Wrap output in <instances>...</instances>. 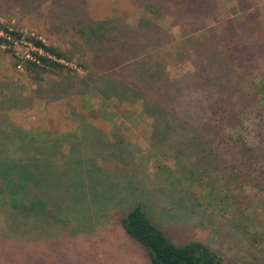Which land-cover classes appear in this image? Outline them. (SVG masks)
<instances>
[{"label": "rangeland", "instance_id": "rangeland-1", "mask_svg": "<svg viewBox=\"0 0 264 264\" xmlns=\"http://www.w3.org/2000/svg\"><path fill=\"white\" fill-rule=\"evenodd\" d=\"M133 2L0 0V27L40 37L43 44L62 54L64 64L61 71L34 77L25 64L20 69L15 67L17 61L9 49L0 48V130L8 126L46 130L50 134L45 140L66 135L59 139L58 150L66 154L70 144L81 145L82 155L105 156V163L98 162V167L107 169L93 174L80 172L78 176L86 186L77 190L74 187L83 182L64 171L67 157L53 163L65 173L54 181L47 174L50 188L45 181L41 182L43 188L31 183L33 196L41 193L44 197L40 205L34 203L41 209L33 207L27 217L29 222L15 224V234L4 233L0 226V264H151L143 247L119 225V218L136 201L142 202L145 217L174 243L190 239L201 242L218 253L222 264H264V179L260 186H252L251 180L237 178L236 173L230 176L232 168L226 160L213 159L215 168L210 170L203 161L196 163L197 152L187 149V154L177 156L175 149L186 145L176 142L178 137L172 133L165 137L166 141H157L161 136L160 127L155 122L152 131V119L139 113L137 103L125 105L123 102L120 106L117 104L115 112L109 108L105 113H92L101 101L117 102L116 94L105 95L101 88L122 75L113 71L112 75L105 76L103 70L105 65L128 54L123 52L119 39L124 34L119 30L136 27L139 16L147 17L160 32L167 33L162 37L160 32L150 31L148 41L152 44L156 40L164 47L160 50L165 53L168 78L180 80L192 69L188 62L174 59L177 49L170 45V38L178 40L181 33L172 28L166 12L157 11L166 0H139L138 6ZM235 2L221 0L222 6L212 11L213 17H203V26L218 27L223 8L225 15L240 22L243 16ZM251 2L263 6L264 14V0ZM189 16L185 13L180 22L186 24ZM107 17H115L117 25L97 40L96 49L95 43L80 32V22ZM192 34L200 35L201 31ZM134 35L132 38L138 44L148 36L146 32L142 34L144 37L139 33ZM135 48L133 45V51ZM182 48L179 45V51ZM127 78L131 79V75ZM61 83L65 88L68 84L71 87L65 93L60 92L59 99H52ZM78 89L84 91L83 100L76 95ZM69 110L86 117L95 127L74 126L80 119L69 115ZM6 141V151L12 152L14 138ZM174 160H184L186 170L192 164L198 165L196 173L202 170L201 175L195 174L196 180H185L180 163L176 162V166ZM77 192H81V198ZM207 198L210 202L205 206ZM11 215L6 211L1 216L7 222Z\"/></svg>", "mask_w": 264, "mask_h": 264}, {"label": "trees", "instance_id": "trees-1", "mask_svg": "<svg viewBox=\"0 0 264 264\" xmlns=\"http://www.w3.org/2000/svg\"><path fill=\"white\" fill-rule=\"evenodd\" d=\"M132 1L130 0V4ZM138 1L134 0L133 5H141ZM235 1L243 19L240 22L235 21L224 14L223 8L218 18L219 26L216 28L203 26V17H213L212 11L222 6L221 0H166L161 6L157 3L160 8L157 11L166 12L171 18L172 28L175 27L181 33L178 40L173 41V38H170V45H175L177 49L175 61L188 62L192 67L180 80L168 78L164 63L166 57H163L165 53L160 50L164 47L156 40L149 44L150 31L160 30L149 22L147 17L139 16L136 27H120L122 30H119V33L122 32L124 37L119 40L124 48L123 52L128 54L115 63L112 61L103 66V74L112 75L113 71H117L122 76L114 80V83L109 81L106 87L101 88L105 95L116 94L117 102L107 101L105 104L101 101L92 113H105L109 108L115 112L117 104L120 106L123 102L125 105L137 103L139 113L152 119V131L155 122L160 127L161 136L157 141H166L165 137L172 133L178 137L175 138L176 142L186 145L184 150L175 149L177 156L187 154V149L197 152L196 163L203 161L210 166V170L215 168L212 165L213 159L221 158L232 168L230 176L236 173L237 178L251 180L252 186H260L261 180L264 179V75L261 76L264 74L263 6L256 5L252 0ZM185 13L191 17L186 24L180 22V19L184 20ZM115 21V17L96 21L84 19L80 22L79 30L81 29L80 32L92 44L95 43L97 49V40L102 38L109 28L113 29L114 25H117ZM196 31H201V34H192ZM144 32L148 34L147 37L142 35ZM138 33L146 39L145 42L138 44L132 38ZM160 34L162 37L167 35L166 32ZM34 43L55 59L63 60L62 54L54 47L39 40ZM133 45L136 47L134 51ZM179 45L183 47L181 51ZM93 50L90 52L93 53ZM23 64L34 77L40 73L58 72L64 68V64L44 56H39V63L25 61ZM129 75L131 79L127 78ZM68 86L71 87V84ZM68 86L65 88L61 83L52 99H59L60 92L65 93L69 89ZM82 93V89L76 91V95L83 100ZM75 112L69 110V115L80 119L78 123L74 122V126L95 127L86 117ZM109 121L111 124L110 118ZM49 134L46 130L29 131L19 126H8L7 129L0 130V226L8 235L15 234V224L18 222H29L27 217L32 208L44 200L41 193L33 196L30 191L31 183L41 188L42 181L46 184L48 182L47 174L51 175L50 181H54L68 171L73 177L82 180L78 176L82 171L93 174L95 171L107 170L105 166L98 167V162L105 163V156L92 158L91 154L82 155L84 150L80 148L81 145L73 144H70L64 154L58 150V142L66 135L48 137L45 140ZM11 138H14V149L8 152L5 147L6 140ZM86 148L93 150L87 146ZM50 153H54L53 156ZM65 157L68 160L64 172L53 163ZM174 162L180 163L183 169L181 175L185 176V180L190 181L195 178V174L199 176L202 173V170L199 174L196 173L198 165L192 164L186 170L184 160ZM168 178L172 179L169 176ZM82 182V185L77 184L74 189L86 186L84 180ZM51 185L48 183V188ZM83 193L87 195L86 192ZM80 194L81 192L77 195ZM209 202L210 199L207 198L205 206ZM141 203L136 201L119 218V225L129 238L143 247L151 264H222L218 253L201 242L190 239L177 244L167 238L145 217ZM43 204L42 209L45 202ZM40 207L36 208L41 209ZM6 211L12 214L7 222L1 216Z\"/></svg>", "mask_w": 264, "mask_h": 264}, {"label": "built area", "instance_id": "built-area-1", "mask_svg": "<svg viewBox=\"0 0 264 264\" xmlns=\"http://www.w3.org/2000/svg\"><path fill=\"white\" fill-rule=\"evenodd\" d=\"M35 40H39L43 43L40 37L33 36L32 33L25 34L23 32H15L11 28L0 27V48L9 49L12 52V55L17 60L15 64L17 69H20L21 64L25 61L39 63V56H44L63 63L62 59H55L52 55L46 53L41 46H37L34 43ZM18 49H20V51H18Z\"/></svg>", "mask_w": 264, "mask_h": 264}]
</instances>
